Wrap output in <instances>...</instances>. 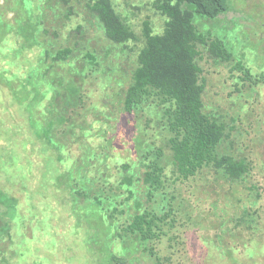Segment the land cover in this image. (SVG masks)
I'll use <instances>...</instances> for the list:
<instances>
[{"label":"trees","instance_id":"obj_1","mask_svg":"<svg viewBox=\"0 0 264 264\" xmlns=\"http://www.w3.org/2000/svg\"><path fill=\"white\" fill-rule=\"evenodd\" d=\"M186 4L209 19L229 8L228 0H154V8L168 20L162 33L144 22V44L120 96L119 115L128 119L149 105L160 109L169 152L150 144L132 160L112 152L118 148L113 138L120 134L116 126L110 135L105 125L115 118L103 114L107 103L96 107L84 88L101 63L93 52L83 55L76 40L91 21L109 47L126 49L127 43L138 41L114 1L5 0L0 5V264L57 263L51 254L55 257L59 251L62 234L57 232L55 221L60 218L55 207L64 204L74 219L70 235L78 241L70 245L73 256L86 249L87 264H146L147 256L154 264H165L170 257L159 254L156 242L175 236L170 235L180 223L175 196L160 210L145 201L155 202L158 194L166 197L173 183L174 187L189 183L207 170L216 181L246 182L252 162L219 153L229 134L224 123L205 111L207 83L199 64L205 55L222 63L231 62L233 55L220 39L198 30ZM232 70L243 72L245 81L253 80L242 63ZM88 109L92 122L75 123ZM76 128L86 150L74 157L68 139ZM131 140L134 150L145 144L136 131ZM96 141L100 143L95 145ZM36 150L45 156L46 169L40 176L33 174L30 160ZM123 189L127 195L119 200ZM116 190L119 193L114 194ZM260 196L256 192L257 201ZM126 203L132 204L128 215L120 208ZM232 219L253 239L263 237L260 209L245 208ZM129 240L141 247L139 254L134 250L117 255L108 249V244ZM226 256L237 264L232 254Z\"/></svg>","mask_w":264,"mask_h":264},{"label":"rangeland","instance_id":"obj_2","mask_svg":"<svg viewBox=\"0 0 264 264\" xmlns=\"http://www.w3.org/2000/svg\"><path fill=\"white\" fill-rule=\"evenodd\" d=\"M113 1L117 11L138 34L139 39L137 42L127 43L126 49L124 46L109 47L102 31L93 22L86 21L85 33L80 40L76 38L78 48L83 55L88 51L96 54L101 64L93 77L86 79L85 91L96 107L107 103L103 114L115 118L114 123L105 125L110 135L114 136L116 126V132L120 134L113 138L114 145L118 147L113 153L120 158L132 160L141 152L139 150L153 144L163 147L168 155V134L159 121L160 109L149 105L137 116L127 119L119 115L120 96L131 81L132 70L137 65V57L144 44V22L149 21L155 33H162L168 18L154 8V0ZM4 2L5 0H0V5L3 6ZM185 7L194 12L198 30L220 39L233 55L229 63H222L207 55L199 61L207 83L205 111L226 125L229 137L220 146L219 153L250 160L253 172L244 184H231L223 179L216 181L215 174L207 170L189 183L178 182L176 187L173 183L168 188L166 197L158 194L155 202L149 204L145 201V205L160 210L175 196L173 201L180 223L170 235L176 237L169 239L164 236L162 241L156 242V249L162 257H170V261L165 264H234L228 260L227 254H232L237 264H264V235L253 239L243 226L236 228L232 219L245 208L260 209L264 213V0H228L227 13L215 19L197 14L192 5L186 4ZM11 16L9 15L10 18ZM71 25L75 26L76 21ZM237 63L250 69L252 81H245L243 72L232 70ZM92 115L88 109L75 119V123H91ZM149 119L151 123L147 125ZM140 129L142 133H139ZM135 131L137 137L140 135L145 140V144L138 146L136 151L131 140ZM74 132L68 139V147L72 148L75 157L84 154L86 149L79 129L76 128ZM99 143L100 141L94 142L95 145ZM30 160L35 167L33 174L40 176V172L46 169L45 156L36 150ZM167 172L170 175V166ZM247 187L255 189L249 191ZM258 191L261 196L257 201ZM124 192L125 189L121 190L123 195L119 200L126 197ZM116 193L119 191L116 190L114 194ZM138 199L144 200L141 192H138ZM55 208L58 210L55 213H59L60 218L55 221L59 223L57 232L62 235L58 238L61 245L56 250L59 251H55V257L51 254L57 262L53 264H70L66 262V258L72 259V264H87L90 252L86 249L76 256H73L75 249L69 251L70 245L78 242L77 236L70 235L74 219H70L67 208L65 211V204L61 209ZM120 208H125L128 215L132 204L126 203ZM108 249L117 255L134 250L139 254L141 247L129 240L124 244L115 241L108 244ZM145 263L154 264V259L147 256Z\"/></svg>","mask_w":264,"mask_h":264}]
</instances>
